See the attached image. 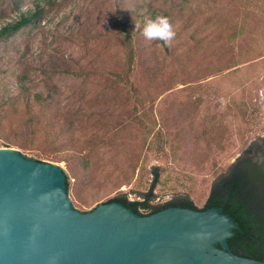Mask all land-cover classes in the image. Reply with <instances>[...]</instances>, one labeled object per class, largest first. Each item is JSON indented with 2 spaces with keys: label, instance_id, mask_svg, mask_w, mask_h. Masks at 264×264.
Returning a JSON list of instances; mask_svg holds the SVG:
<instances>
[{
  "label": "rangeland",
  "instance_id": "rangeland-1",
  "mask_svg": "<svg viewBox=\"0 0 264 264\" xmlns=\"http://www.w3.org/2000/svg\"><path fill=\"white\" fill-rule=\"evenodd\" d=\"M16 3L44 13L0 39V148L59 165L78 210L148 194L200 209L233 165L264 157V0H0V22ZM151 5L170 16L168 49L135 27Z\"/></svg>",
  "mask_w": 264,
  "mask_h": 264
},
{
  "label": "water",
  "instance_id": "water-1",
  "mask_svg": "<svg viewBox=\"0 0 264 264\" xmlns=\"http://www.w3.org/2000/svg\"><path fill=\"white\" fill-rule=\"evenodd\" d=\"M57 164L0 148V264H264L234 253L217 207L141 215L118 201L75 208Z\"/></svg>",
  "mask_w": 264,
  "mask_h": 264
},
{
  "label": "trees",
  "instance_id": "trees-1",
  "mask_svg": "<svg viewBox=\"0 0 264 264\" xmlns=\"http://www.w3.org/2000/svg\"><path fill=\"white\" fill-rule=\"evenodd\" d=\"M15 5L17 14L10 19H6L0 22V39L9 38L15 35L24 27L34 24L36 20H38L44 13L43 6H40V4L38 3H35V5L26 10H22L20 7H18L17 3ZM146 14L149 15L146 16ZM159 16L167 17L168 20L170 18L168 12L162 7L151 5L150 8L138 15V24H141L142 26L144 21L149 19L155 20ZM137 31L142 33V27L137 28ZM159 42L165 49H168L167 44H165L163 41ZM27 82V76L20 75L17 77L16 85L27 96L31 97V95L27 93L30 89ZM52 96V87L50 86V84H46V92H34L32 94V99L39 106H43L45 103H50ZM30 133L35 138L36 131L30 130ZM44 136L46 138H49L51 142L54 143H58L60 141L58 140V138L60 137V133L55 132L52 129H49V131L45 130ZM18 146L21 149H30L25 145L18 144ZM40 156L41 158L38 160H42L44 158L42 155ZM66 183L68 189V181H66ZM239 195L240 194L238 192V189L235 188L233 183H226L225 187L221 188L219 191L216 192L213 190L207 203H205L204 207L200 208L199 210L207 209L213 206L221 208L222 211L233 218L236 225H238L237 228L233 229V235L227 239L229 248L236 254L264 261V221L261 217H259V215L255 213V211H253V209H247L246 204L239 198ZM149 199L150 194H148V196L142 201H131L125 197L116 196L106 202H121L141 215L151 214L168 206H182L198 209L190 201L185 199L175 202H168L162 206H150L148 204ZM140 209L149 210L145 213H142Z\"/></svg>",
  "mask_w": 264,
  "mask_h": 264
},
{
  "label": "flooded vegetation",
  "instance_id": "flooded-vegetation-1",
  "mask_svg": "<svg viewBox=\"0 0 264 264\" xmlns=\"http://www.w3.org/2000/svg\"><path fill=\"white\" fill-rule=\"evenodd\" d=\"M230 182L238 189L239 198L246 204L247 209H253L264 221V157H248L245 163L233 165L227 176L213 186L211 193L213 190L219 191Z\"/></svg>",
  "mask_w": 264,
  "mask_h": 264
},
{
  "label": "clouds",
  "instance_id": "clouds-1",
  "mask_svg": "<svg viewBox=\"0 0 264 264\" xmlns=\"http://www.w3.org/2000/svg\"><path fill=\"white\" fill-rule=\"evenodd\" d=\"M135 27H142V34L151 40L163 41L165 44H170L175 36V32L167 17L159 16L155 20H146L141 24H136Z\"/></svg>",
  "mask_w": 264,
  "mask_h": 264
}]
</instances>
